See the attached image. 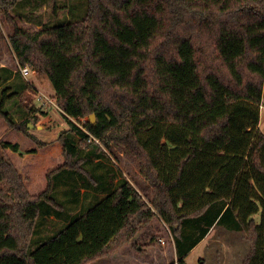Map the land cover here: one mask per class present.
I'll return each instance as SVG.
<instances>
[{"label": "trees", "instance_id": "trees-1", "mask_svg": "<svg viewBox=\"0 0 264 264\" xmlns=\"http://www.w3.org/2000/svg\"><path fill=\"white\" fill-rule=\"evenodd\" d=\"M21 2L31 3L0 0V21L12 27L20 67L49 78L70 128L59 137L65 163L39 196L28 193L4 153H19L20 145L0 143V264L125 256L155 220L168 226L173 243L160 239L166 252L147 263L186 264L220 226L245 234L251 249L243 264H264V0H88L83 18L35 33L19 25ZM15 71L0 68V117L27 135L40 117L28 105L19 123L10 109L29 87L12 81ZM92 114L96 124L75 123ZM111 146L138 160L154 196L145 199L122 177L32 249L39 221L66 213L53 195L58 179L78 174L113 187L87 168L96 160L102 166Z\"/></svg>", "mask_w": 264, "mask_h": 264}, {"label": "rangeland", "instance_id": "rangeland-1", "mask_svg": "<svg viewBox=\"0 0 264 264\" xmlns=\"http://www.w3.org/2000/svg\"><path fill=\"white\" fill-rule=\"evenodd\" d=\"M21 2L17 13L19 25L31 33L41 31L44 26H60L73 20L83 18L88 9V0H30ZM17 17V14H13ZM13 30L4 20L0 21V68L9 67L16 70L12 81L18 84L27 83L25 89L16 102H12L13 113L19 123L28 119L24 114L28 105L37 110L40 117L39 123L35 126L29 124V134L10 128L5 120L0 117V143H18L21 151L19 153L5 150V154L11 159L17 171L25 179L26 189L32 196H39L49 186L48 175L62 167L65 163L64 150L59 142L62 132L69 130L70 126L63 116L60 107H46L37 101V97L45 95L55 100V90L45 75L31 74L28 79L20 72V62L15 57L13 45L10 40ZM30 66V65H29ZM32 68V67H31ZM33 69V68H32ZM3 74L0 72V75ZM6 85V84H5ZM3 86L0 87V93ZM56 101V100H55ZM45 112L46 114H41ZM75 121L81 128L83 123L89 121ZM91 121V120H90ZM260 130L264 133V108L261 109ZM98 142V141H96ZM106 157L103 158L102 166L87 165L88 169L94 168L95 174L104 176L107 181L113 182V187L103 189L91 180H85L78 174L64 175L55 182L53 191L54 197L66 206V213L58 217L48 215L39 221L37 232L33 236L32 249H35L39 242L49 238L59 228L79 212L90 207L96 200L102 199L109 191H113L118 181L127 178L141 195L150 200L154 196V190L149 182L142 175L138 160L127 151L117 146L104 148ZM36 153H32V151ZM74 187V189H72ZM257 223L261 222L262 212L252 217ZM160 239L167 240L166 243H173L171 230L162 221L155 220L146 228L132 244L125 256L120 251L110 257L98 259L91 264H139L140 261L147 263L151 258L162 255L165 251ZM134 245H140L145 249L144 254L134 249ZM145 247V248H144ZM251 245L244 233L229 232L217 226L209 238L195 247L185 258L186 264H243L246 255L250 252ZM148 250L151 255H148ZM136 255V259L131 258ZM167 254H165L166 257ZM175 258V252L172 256ZM168 258L160 261L165 264L170 261ZM156 261V260H155ZM157 263V262H156Z\"/></svg>", "mask_w": 264, "mask_h": 264}, {"label": "built area", "instance_id": "built-area-1", "mask_svg": "<svg viewBox=\"0 0 264 264\" xmlns=\"http://www.w3.org/2000/svg\"><path fill=\"white\" fill-rule=\"evenodd\" d=\"M19 69H20L21 75L26 79H28V76L31 74L32 75L37 74L30 66L20 67ZM37 101L40 102L41 104L45 105L46 107H51V106L59 107L54 99L46 97L45 95H41V96L37 97ZM260 108L261 109L264 108V100L260 104Z\"/></svg>", "mask_w": 264, "mask_h": 264}, {"label": "crops", "instance_id": "crops-1", "mask_svg": "<svg viewBox=\"0 0 264 264\" xmlns=\"http://www.w3.org/2000/svg\"><path fill=\"white\" fill-rule=\"evenodd\" d=\"M217 226H215V227H213L211 230H210V232H209V234L206 236V238L203 240V241H205L207 238H209L210 237V235L212 234V232L215 230V228H216ZM221 228H223V227H221ZM224 229V228H223ZM225 230V229H224ZM238 233H241V232H238ZM202 241V242H203ZM201 242V243H202Z\"/></svg>", "mask_w": 264, "mask_h": 264}, {"label": "water", "instance_id": "water-1", "mask_svg": "<svg viewBox=\"0 0 264 264\" xmlns=\"http://www.w3.org/2000/svg\"><path fill=\"white\" fill-rule=\"evenodd\" d=\"M90 120H91L92 124H96V115L95 114H92L90 116Z\"/></svg>", "mask_w": 264, "mask_h": 264}]
</instances>
